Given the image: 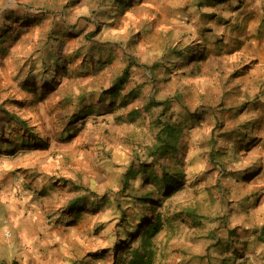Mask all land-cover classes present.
I'll return each instance as SVG.
<instances>
[{
  "label": "rangeland",
  "instance_id": "obj_1",
  "mask_svg": "<svg viewBox=\"0 0 264 264\" xmlns=\"http://www.w3.org/2000/svg\"><path fill=\"white\" fill-rule=\"evenodd\" d=\"M131 1L132 5L121 11L122 5L116 0H0V26L5 23L6 12L17 16L27 12L34 16L45 10L48 14L39 27L29 28L19 36L8 56L0 54V106L28 120L35 126L36 135L42 141L45 138L49 141L47 148L0 154V230L11 228L23 237L27 232L22 225L28 223L24 216L40 212L53 220L57 215L52 213H59L69 201L86 194L113 193L125 206L129 193L121 190L120 182L132 162L146 161V154L154 143L153 121L158 109L143 113L135 123L122 122L116 116L141 109L151 92L158 100L171 98L172 111L176 114L184 108L191 112L207 107L214 110L200 125L184 131L187 179H196L202 170L210 168L207 163L210 149L214 154L222 151L220 158L227 161L229 170L252 172L261 166L264 159V0H227L202 9L195 7L197 0ZM235 5L240 7L233 9ZM213 14L219 21L210 19ZM53 27L70 28L76 33L64 43L51 41L49 45L47 33ZM201 30L212 31L201 40ZM46 45V49L58 48L62 54L75 52V60L68 68L86 74L64 79L53 94L37 104L20 106L17 102L27 93L20 90L28 70L26 65L37 61L34 67L37 73L42 64L39 54L46 50ZM97 45L106 49L98 52L94 47ZM109 53L112 61L102 62ZM198 54H201L199 59ZM127 66L132 67L126 91L141 85L145 94L125 108L117 109L115 114L89 117L77 135L62 140L63 128L73 111L72 105L65 106L66 98L108 88ZM150 66L158 67L154 85L149 80ZM26 86L32 88V83ZM220 124L221 131L245 132L259 143L250 146L248 151H241L236 155L238 159L231 152L220 150L229 144L219 143L213 149L210 137L216 134ZM98 146H103L106 152L97 150ZM103 160L112 165L100 169L98 166ZM215 176L213 173L196 183L191 179L167 201L166 215L172 225H166L155 240V264H177L180 250L203 256L212 243L210 230L215 228L217 216L225 212L223 203L214 200L212 194ZM263 176L222 185L230 188V198L236 203L258 195L264 184ZM60 179L70 183L60 187ZM53 182L57 184L55 189L50 187ZM131 184L138 187L140 178ZM46 185L53 190L44 191L45 195L41 196L39 192ZM182 212H191L200 221L181 223L175 216ZM115 213L111 207L97 214L86 213L77 229H72L70 243L74 245L80 240L82 251L84 248L87 252L107 246L108 241L91 230L96 224L110 223ZM233 213L236 212L230 211ZM237 214L245 222L251 217L258 222L262 220L257 218H264L257 208H244ZM84 230L88 235L83 234ZM68 238V234L61 237L66 243ZM139 243L140 239L134 246L138 247ZM89 264H110V260Z\"/></svg>",
  "mask_w": 264,
  "mask_h": 264
},
{
  "label": "trees",
  "instance_id": "obj_2",
  "mask_svg": "<svg viewBox=\"0 0 264 264\" xmlns=\"http://www.w3.org/2000/svg\"><path fill=\"white\" fill-rule=\"evenodd\" d=\"M227 0H197L195 7L202 9L204 7H215L217 4ZM240 1V0H239ZM120 6V10H124L127 6L132 5L131 0H116ZM240 7L235 5L233 9ZM48 17L46 11L30 16L27 12L17 16L14 13H5V23L0 26V54L1 57L9 55V50L14 42H18L19 36L29 30V28L39 27ZM211 20L219 21V17L215 14ZM17 29V30H15ZM65 28H51L47 33V40L50 45L51 41L55 43H64L69 37H73L76 33L74 30ZM212 30H201V40L206 38V33ZM212 36V34H209ZM61 38V39H60ZM60 39V40H59ZM48 45V46H49ZM98 52L106 49V46H94ZM47 48V45L44 49ZM116 48V47H113ZM52 49V50H51ZM39 54L40 63L37 73L35 64L31 62L25 67L28 69L26 77L20 86V90L24 93L23 100L17 102L20 106L34 105L44 100L47 95L53 94L64 79L71 77H80L86 72L73 71L68 68L75 59V52L64 53L60 49L50 48ZM201 54H198V59ZM112 61V54L109 53L107 59L102 60L104 63ZM100 64V61H98ZM127 66L120 75H118L111 85L100 91L83 92L74 98L67 97L65 106L72 105L73 111L69 121L63 128L62 140H68L78 134L81 127L84 126L89 117L105 116L115 114L117 109L125 108L134 102L140 96L145 94V89L141 85L126 91L127 83L130 79V69ZM158 67H149V80L154 85L156 79L155 72ZM21 76L19 75L18 78ZM19 80V79H18ZM32 83V88H28L26 84ZM29 93V94H28ZM121 98V103L118 99ZM16 102V101H13ZM171 98L158 100L151 92L147 95V102L141 109H133L116 116V119L125 123H135L143 113H149L154 109H158V114L153 121L156 132L154 134V143L146 154L145 162H132L120 182L121 190L128 192V201L123 206L114 194L97 195L86 194L69 201L53 220L50 219L49 224L63 225L71 227L80 224L86 213L97 214L105 207H111L116 211L110 223L96 224L92 228V233L99 235L108 241L107 246L89 251L87 258L91 259V263L97 261L110 260V264H155L157 258V248L155 240L166 228V225H172L171 219L166 215L168 209L165 208L167 201L173 197L176 192L183 189L191 179L194 182H200L208 179L213 173H216V183L213 188L214 200L223 203L225 212L222 216L215 219L217 224L209 233V239L212 241L204 251L203 256L189 254V251H179L177 264H245L247 261L263 262L264 260V226L261 229H246L241 226H231L230 211H236L237 207H233L234 201L231 200L230 188H224L222 183H235L243 180L248 181L249 177L244 171H234L227 168V161L220 158L222 151L213 153L212 149L207 152V163L210 168L202 170L199 177L187 179L185 164L187 158V149L184 147V131L190 130L200 125L206 115L210 116L214 113L212 108L199 109L189 111L184 108L183 112L176 114L172 111ZM241 110H238V112ZM221 124L217 126L214 135H211V147H218L219 143L229 144L220 150L229 151L234 155V159H238L236 155H240L241 151H248L250 146L257 145L254 139L249 138L245 132H226L221 131ZM213 132V131H212ZM26 138V142L24 139ZM40 136L35 133V126L30 125L28 120L19 118L9 113L0 106V154H15L19 150L28 148L42 147L47 148L49 141L45 138L42 142ZM259 143V142H258ZM97 150L106 152L103 146H98ZM225 152L223 151L224 155ZM112 165L111 162L103 160L98 166L104 169ZM254 172V171H253ZM249 174H252L250 172ZM140 178V185L133 187L131 181ZM60 187H66L64 183H70V180H58ZM56 182L50 187H56ZM49 185L41 188L39 194L44 195V191L53 190ZM55 189V188H54ZM143 190L140 191L139 190ZM254 195L248 196L244 201L251 200ZM93 201H91V199ZM238 207H240L238 205ZM159 209H163L159 212ZM180 217V218H178ZM175 218L180 219L181 223L188 221H200V217H196L191 212H182L176 214ZM194 223V222H193ZM196 224V223H195ZM140 239L138 247L134 243ZM249 251L246 253V250ZM246 253V254H245ZM189 255H191L189 257ZM248 255V256H246Z\"/></svg>",
  "mask_w": 264,
  "mask_h": 264
},
{
  "label": "crops",
  "instance_id": "obj_3",
  "mask_svg": "<svg viewBox=\"0 0 264 264\" xmlns=\"http://www.w3.org/2000/svg\"><path fill=\"white\" fill-rule=\"evenodd\" d=\"M263 164L264 159L261 166L255 171L253 170L252 174H249L250 171L246 172L248 174L246 177H249L248 180L261 179L260 176L264 175ZM247 198L234 202L238 211L244 208H257L260 214H264V184L260 187L258 195L254 194L250 198L251 200L244 201ZM24 217L28 223L22 225L27 232V234H23V237L21 234L12 231L11 228L5 231L0 230V264H89L91 262V259L87 258V250L83 248L82 251L83 244L80 240L74 245L70 243L72 229H77L79 224L71 227L49 224L50 219L47 218V214L40 212H34L29 217ZM231 218L232 227L241 226L246 229L259 230L264 226V218L261 219L260 217L257 219L262 220L261 222L252 217L245 222L239 219L237 213H233ZM85 231L83 234L88 235V231ZM65 234L69 235L67 243L61 239ZM29 238H31L30 241ZM248 251L249 249L246 250V253ZM245 264H253V261H247ZM255 264H264V260L263 262H255Z\"/></svg>",
  "mask_w": 264,
  "mask_h": 264
}]
</instances>
